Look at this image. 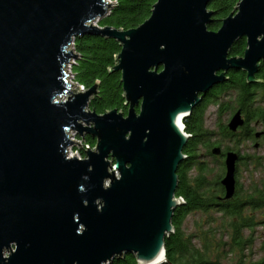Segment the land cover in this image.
Returning a JSON list of instances; mask_svg holds the SVG:
<instances>
[{
    "label": "water",
    "instance_id": "1",
    "mask_svg": "<svg viewBox=\"0 0 264 264\" xmlns=\"http://www.w3.org/2000/svg\"><path fill=\"white\" fill-rule=\"evenodd\" d=\"M211 2L157 0L144 23L120 30L98 24L114 7L107 0H0V264L167 262L185 203L176 196L191 137L182 123L230 72L258 83L264 61V0H240L217 31ZM85 35L121 45L110 72L121 73L127 114H98V85L81 92L69 81L79 56L70 46ZM242 39L244 54L232 56ZM244 124L238 110L228 128ZM71 132L96 140L86 159L68 157L82 147ZM224 158L230 200L239 154Z\"/></svg>",
    "mask_w": 264,
    "mask_h": 264
},
{
    "label": "trees",
    "instance_id": "2",
    "mask_svg": "<svg viewBox=\"0 0 264 264\" xmlns=\"http://www.w3.org/2000/svg\"><path fill=\"white\" fill-rule=\"evenodd\" d=\"M113 1H116L114 7L98 24L120 30L133 29L144 23L151 16L157 2ZM239 2L240 0H212L209 8L215 12V17L209 29L217 31L222 20L234 11ZM246 47V40H240L233 47L231 55L242 56ZM75 48L79 55L72 68L76 81L87 89L98 85V93L92 98L90 109L98 114L114 109L127 114L121 73L110 72L117 64V57L121 52L119 42L108 37L85 35L76 38ZM257 78L259 82L250 85L244 72H232L229 80L216 88L213 99L199 105L183 121L185 131L191 137L184 150L187 159L178 169L176 196L185 203L174 212L172 223L175 231L166 238L167 262L163 264H264V255L259 260L252 259L257 240L256 228H264V182L253 181L245 189L238 180L235 196L226 200L225 188L221 183L226 171L225 165H221L217 174H212L208 164L201 161L199 153V148L206 146L209 155H213L215 144H207L212 133L205 128V113L210 104L217 105L224 97H229L230 101L219 104L221 115L227 111L242 109L247 113L248 121L246 131L242 133H232L227 125H222L221 135L237 139L238 145L242 137L253 138L251 121L264 117V61ZM233 91L236 95L230 97ZM86 140L93 146L96 143L90 135ZM263 159L264 157L253 158L250 164L262 166ZM196 212L206 216V220L197 221L195 232L188 233L184 228L186 219ZM110 264L138 262L134 255H126L114 259Z\"/></svg>",
    "mask_w": 264,
    "mask_h": 264
},
{
    "label": "rangeland",
    "instance_id": "3",
    "mask_svg": "<svg viewBox=\"0 0 264 264\" xmlns=\"http://www.w3.org/2000/svg\"><path fill=\"white\" fill-rule=\"evenodd\" d=\"M75 53V52H74ZM236 93L233 91L230 94V97H235ZM230 101L229 97L221 98L220 103ZM218 107L216 104H210L205 113V128L209 130L212 135L208 138V143L210 145H214L213 147H220L223 151H234L239 153L241 157H244V160L240 162L237 171V179L240 184L246 189L251 182H264V159L263 165L256 167L255 165L250 164L253 162V158H262L264 157V138L258 141H245L237 144V139L225 138L221 134L222 125H227L230 122V117L233 115V111H227L223 115L217 112ZM254 127V123L252 124ZM262 130L261 127L257 128V131L260 132ZM73 133L72 138H76L78 134L76 132ZM76 134V137L74 136ZM88 136V135H87ZM84 140H86V137ZM78 139V138H76ZM87 141V140H86ZM259 142L260 146L256 147L255 143ZM80 143V142H79ZM84 143V142H82ZM80 143V144H82ZM216 143L218 145H216ZM82 146V145H81ZM77 147H73L71 149L72 155L78 156L76 152ZM199 153L201 155V161L208 164L209 168L213 171L212 174H217L220 171L221 165L224 164V158H217L214 155H209L208 147L201 146L199 148ZM225 174V173H224ZM214 176V175H212ZM224 176V175H223ZM206 220V216H203L202 213H193L190 214L185 222L184 228L188 230V233L195 232V225L197 221ZM257 240L255 242L252 259L259 260L264 255V228L257 227L256 228Z\"/></svg>",
    "mask_w": 264,
    "mask_h": 264
},
{
    "label": "flooded vegetation",
    "instance_id": "4",
    "mask_svg": "<svg viewBox=\"0 0 264 264\" xmlns=\"http://www.w3.org/2000/svg\"><path fill=\"white\" fill-rule=\"evenodd\" d=\"M232 72H230L229 74H228V76H229V78H230V74H231ZM246 75V74H245ZM258 76V75H257ZM247 77V76H246ZM224 84V83H223ZM219 85H221V84H219ZM219 85H217V86H215L209 93H207L206 95H204L203 96V101L199 104V105H202V104H204L206 101H209V100H212L213 99V95H214V93H215V91H216V88L219 86ZM221 100V99H220ZM220 101L218 102V104H217V107H218V113L220 112ZM198 105V106H199ZM197 106V107H198ZM196 107V108H197ZM138 110V109H137ZM238 110H241L242 111V114H243V118L245 119V124H244V126L243 127H241L239 130H238V132H244V131H246V126H247V121H248V117H247V113L245 112V111H243L242 109H237V111ZM236 112V111H235ZM234 112V113H235ZM233 113V114H234ZM233 116V115H232ZM231 116V117H232ZM231 117H230V119H231ZM252 123H251V129H250V131H251V133L253 134V138H247V139H244V137H242L241 139V141L242 142H245V141H258V140H261V139H263L264 138V134L260 137V138H257L256 137V133H258V131H257V128H259V127H261L262 128V130L260 131V132H264V117L263 118H259V119H256V120H252L251 121ZM254 123V127L252 126V124ZM228 127V126H227ZM229 129V128H228ZM230 131V130H229ZM231 132V131H230ZM233 133V132H232ZM256 145H258V146H256ZM255 146L256 147H259L260 146V144H259V142H256L255 143ZM228 151H223L222 150V154L220 155V156H216V157H218V158H224V154L225 153H227ZM239 154V153H238ZM240 159H242V160H240ZM243 159H244V157H241V155L239 154V161H238V166H239V164H240V162H242L243 161ZM224 161H225V158H224ZM225 165V164H224ZM238 171V170H237ZM236 178H237V176H236ZM237 187H238V179H237ZM237 187H236V191H237Z\"/></svg>",
    "mask_w": 264,
    "mask_h": 264
},
{
    "label": "built area",
    "instance_id": "5",
    "mask_svg": "<svg viewBox=\"0 0 264 264\" xmlns=\"http://www.w3.org/2000/svg\"><path fill=\"white\" fill-rule=\"evenodd\" d=\"M109 3H111V4H113V6L115 5V3H116V1H113V0H107ZM111 11V10H110ZM110 11H109V13H110ZM108 13V14H109ZM70 49L73 51V52H75L76 54H78L77 53V51H76V48H75V42L70 46ZM79 57V56H78ZM77 60L78 59H73V60H71V62L72 63H69V65L67 66V73L70 75V77H69V81L72 83V84H75L74 86H75V88H79V87H81L82 86V88H81V92H85L86 90H87V88H85V86L84 85H81L80 83H78L77 81H76V79H75V75L73 74V71H72V68H73V66L76 64V62H77ZM185 127V126H184ZM73 133H70V139H71V141H73V142H80V143H82V142H84V143H82L81 145H82V147H79V144H74V145H71L69 148H68V157L69 158H72V157H77V158H79V159H86L87 158V152L85 151V150H87V147L89 148V150H95V145L93 146V145H91V144H89L86 140H83V138L82 137H80V136H77L76 137V134L74 135L76 138H78V139H76V138H74V140H73V138H72V135ZM188 134V133H187ZM188 135H190V134H188ZM73 147H77V149H76V152L78 153V156H76V155H72V153H71V149H73Z\"/></svg>",
    "mask_w": 264,
    "mask_h": 264
},
{
    "label": "bare ground",
    "instance_id": "6",
    "mask_svg": "<svg viewBox=\"0 0 264 264\" xmlns=\"http://www.w3.org/2000/svg\"><path fill=\"white\" fill-rule=\"evenodd\" d=\"M184 125V123H182Z\"/></svg>",
    "mask_w": 264,
    "mask_h": 264
}]
</instances>
